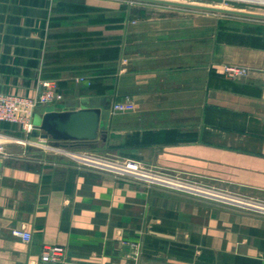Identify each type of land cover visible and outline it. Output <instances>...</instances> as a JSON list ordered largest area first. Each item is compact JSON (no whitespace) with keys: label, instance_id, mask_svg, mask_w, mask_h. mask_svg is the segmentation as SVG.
<instances>
[{"label":"crops","instance_id":"crops-1","mask_svg":"<svg viewBox=\"0 0 264 264\" xmlns=\"http://www.w3.org/2000/svg\"><path fill=\"white\" fill-rule=\"evenodd\" d=\"M53 2L0 0V92L32 95L51 80L63 94L53 104L109 95L124 109L112 107L106 139L62 147L118 153L263 208L79 166L62 153H6L0 264H49L40 261L44 244L63 245L65 264H264V28L216 43L210 29L197 33L199 24L178 17L137 19L131 9L121 26H105L97 9L83 7L55 26ZM101 29L122 37L106 77ZM83 48L91 57H76ZM223 63L248 73L227 79ZM0 134L25 136L8 122Z\"/></svg>","mask_w":264,"mask_h":264},{"label":"rangeland","instance_id":"rangeland-1","mask_svg":"<svg viewBox=\"0 0 264 264\" xmlns=\"http://www.w3.org/2000/svg\"><path fill=\"white\" fill-rule=\"evenodd\" d=\"M55 1L57 2L55 3L53 2L54 5L52 12V19L55 26H58L60 22H63V19H60V17H62L61 14H63L64 11H68V15H69L72 14V12H74L75 7H79V8L83 7L84 9L86 8H93L95 10L97 9L99 12L98 15L99 23L105 26H107L106 25L107 23H113V24L116 23V25L120 23V25L119 24L118 25L121 26L125 13L129 12V10L131 9H132L133 17L137 19L139 18L142 19L146 17H150V18L172 17V16L178 17L182 22L183 21L190 22L196 25L199 24V26L198 25L195 26V30L197 31V33L202 32V30H200L203 28L202 26H205L206 32L207 29H210L212 38L216 41V43H218L219 39L224 37L226 34L228 38L232 37L235 40L236 34L239 33V35L242 36L240 37V39L244 40L245 37L243 36V33H245L246 31L243 30L255 29V31L253 32L258 33L257 29L264 28L263 19H257V18H251L245 16H236L225 13L209 12V11L198 10L193 8L170 6V5L150 3V2L131 1V0H55ZM175 1L190 2L194 4L215 6L219 8L264 13V7L260 6L257 2L248 3V2H240L239 0H237L235 1L236 2L235 4H230L224 1L214 2L211 0H175ZM253 4H257V5H253ZM251 34L252 33H248L246 39L253 40ZM121 39L122 37L109 38L106 35L104 36L103 31L101 29L100 42L97 48L100 57L98 67L100 71L105 74V77L107 76L108 70L111 69L113 66H115V63H113L114 61L111 60L117 58L119 48L117 46L115 47L114 44L118 43V41ZM82 46H86V45L83 44ZM86 49L85 48L82 49L83 51L82 54H79V49H78L76 52L77 53L76 57L77 58H87V56L91 57V52L89 50L87 51ZM108 59H110L111 62H109ZM77 63H79V66L82 64V62H79V60ZM223 64L234 65L236 63H223ZM243 77L244 76L240 78ZM227 79H231V78H227ZM0 135L4 136V138L0 137L1 150L7 154H21L24 156L35 157L38 154L43 156L44 154L52 152L40 143L29 142L27 137L28 135H26V133L24 137H17V138H9V137L7 138L6 135L4 134H0ZM80 150L89 151L93 153L95 156L108 158L112 160L124 161L125 159L129 158V157L121 156L118 153L116 154V153L107 152L106 150L92 151L91 149L88 148H83ZM147 167L153 168L150 166ZM159 171L163 172L165 175L169 177H179L180 179L183 180L193 181L187 175H182L177 172H167L162 170ZM149 184L160 185L158 183H149Z\"/></svg>","mask_w":264,"mask_h":264},{"label":"built area","instance_id":"built-area-1","mask_svg":"<svg viewBox=\"0 0 264 264\" xmlns=\"http://www.w3.org/2000/svg\"><path fill=\"white\" fill-rule=\"evenodd\" d=\"M248 72V68L244 65H230L223 64L221 67V73L231 79L240 78L245 76ZM84 77L79 76L75 78L77 82H80ZM63 94L57 89L56 84L51 80H42L39 82L37 90L32 95H17L0 92V122H8L18 126L23 132L29 135L33 129V112L37 105H48L61 101ZM113 109H124V105L121 103H114ZM36 143V142H34ZM54 153H62L74 160L79 166H87L96 168L99 170H107L114 173L117 176L133 178L142 180L147 183H158L163 186H168L184 191L219 197L242 206L258 209L259 202L252 199L243 197H231L219 192H213L204 186H201L193 181H187L180 179L179 177H169L163 172L147 167L143 162L127 158L124 161L112 160L108 158L95 156L89 151L72 150L62 146H53L47 142L43 144ZM6 153L1 150L0 146V158L5 156ZM216 195V196H215ZM221 196V197H220ZM263 207L259 208L262 209ZM12 234L22 238L25 242L30 240L31 234L24 228H15L12 230ZM136 254V253H135ZM40 261L42 263L49 264H65V247L61 244H44L41 249Z\"/></svg>","mask_w":264,"mask_h":264},{"label":"water","instance_id":"water-1","mask_svg":"<svg viewBox=\"0 0 264 264\" xmlns=\"http://www.w3.org/2000/svg\"><path fill=\"white\" fill-rule=\"evenodd\" d=\"M142 1L170 6L193 8L216 13L232 14L264 20V13L234 10L181 2L175 0H131ZM224 1L235 4L237 0H211ZM257 5V4H253ZM260 5V4H259ZM260 6L264 7V4ZM119 109L116 111H121ZM111 107V96H83L72 100H66L60 105H37L33 112V129L30 132L31 142L53 146H66L68 143L85 145L90 148L97 146V139H106V131ZM1 167V160H0Z\"/></svg>","mask_w":264,"mask_h":264},{"label":"bare ground","instance_id":"bare-ground-1","mask_svg":"<svg viewBox=\"0 0 264 264\" xmlns=\"http://www.w3.org/2000/svg\"><path fill=\"white\" fill-rule=\"evenodd\" d=\"M239 1H240V2H248V3H249V2H251V3H252V2H253V3H254V2H257V3L260 4V5H261V4H264V0H239ZM38 143H39V142H38ZM40 144H41V143H40ZM42 145H43V144H42Z\"/></svg>","mask_w":264,"mask_h":264}]
</instances>
